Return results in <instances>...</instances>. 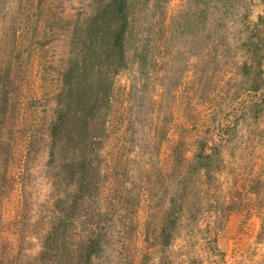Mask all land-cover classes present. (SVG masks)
I'll return each instance as SVG.
<instances>
[{
    "label": "rangeland",
    "instance_id": "374dc122",
    "mask_svg": "<svg viewBox=\"0 0 264 264\" xmlns=\"http://www.w3.org/2000/svg\"><path fill=\"white\" fill-rule=\"evenodd\" d=\"M87 2L45 0L63 18ZM18 4L0 0V55L18 51L21 75L14 117L0 126V174L5 170L8 183L0 193V256L10 264H25L39 251L52 199L44 133L66 51L61 33L52 39L47 33L34 35L35 21L21 31L20 17L29 10ZM186 4H163L162 21L151 20L143 31L148 40L144 72L132 63L114 80L105 154L131 182L138 204L129 206L134 228L123 229L116 217L95 264H264V114L259 113L264 89L252 95L234 75L241 60L242 14L256 21L264 1L236 0L220 15L208 0L198 14L187 11ZM231 114L235 117L228 123ZM216 134L222 136L221 164L212 182L202 173H186L198 142ZM5 142L9 147L1 151ZM173 151L177 159L179 154L185 158L181 164L171 157ZM107 194L108 188L103 199ZM174 196L186 199L162 252L143 238L146 226L151 232Z\"/></svg>",
    "mask_w": 264,
    "mask_h": 264
},
{
    "label": "trees",
    "instance_id": "16d2710c",
    "mask_svg": "<svg viewBox=\"0 0 264 264\" xmlns=\"http://www.w3.org/2000/svg\"><path fill=\"white\" fill-rule=\"evenodd\" d=\"M166 1L88 0L86 8L63 18L50 4L46 6L45 0H19L18 5L25 3L29 10L20 17L21 31H26L35 21L34 35L46 37L47 33L52 39L61 33L66 42L56 72L52 116L44 133L45 168L51 181L52 199L42 224L39 251L25 264H95L110 238V228L116 225L113 223L116 217L120 215L117 221L123 229L134 228L133 218L128 216L129 206L133 202L138 204V199L128 188L131 182L119 175L115 163L109 164L105 154L111 137L108 124L114 112V80L132 63H136L140 73L144 72L148 40L143 31L151 20L162 21L160 9ZM186 1L187 11L194 10L196 14L205 4V0ZM208 1L214 3L215 13L220 15L221 9L236 0ZM190 23L188 20L185 25ZM241 25L243 37L238 44L241 60L234 64V75L254 95L264 89V11L256 21L243 12ZM19 61L18 51L0 55V126L14 117L21 92ZM259 113L264 114V98ZM228 117L229 123L235 114ZM221 137L216 134L198 142L186 173H202L212 182L213 173L220 170ZM7 147L3 143L1 151ZM173 155L176 164L185 159L181 154L177 159L174 151ZM5 176L3 170L0 193L8 188ZM106 188L108 194L103 199ZM185 199L171 198L151 232L146 226L143 239L148 247H159L163 252L170 245ZM3 257L0 256V264H10Z\"/></svg>",
    "mask_w": 264,
    "mask_h": 264
}]
</instances>
